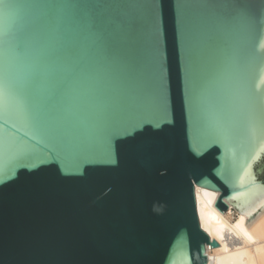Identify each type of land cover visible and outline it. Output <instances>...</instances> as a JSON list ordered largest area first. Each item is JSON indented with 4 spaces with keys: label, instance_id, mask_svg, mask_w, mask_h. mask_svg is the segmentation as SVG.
Returning a JSON list of instances; mask_svg holds the SVG:
<instances>
[{
    "label": "water",
    "instance_id": "water-1",
    "mask_svg": "<svg viewBox=\"0 0 264 264\" xmlns=\"http://www.w3.org/2000/svg\"><path fill=\"white\" fill-rule=\"evenodd\" d=\"M5 51L0 264H208L197 187L264 215V117L227 116L264 94V0H3Z\"/></svg>",
    "mask_w": 264,
    "mask_h": 264
},
{
    "label": "bare ground",
    "instance_id": "bare-ground-1",
    "mask_svg": "<svg viewBox=\"0 0 264 264\" xmlns=\"http://www.w3.org/2000/svg\"><path fill=\"white\" fill-rule=\"evenodd\" d=\"M196 198L201 226L220 246L208 248V264H264V215L244 233L230 221L235 208L227 200L225 214L216 207L219 192L197 187Z\"/></svg>",
    "mask_w": 264,
    "mask_h": 264
},
{
    "label": "snow or ice",
    "instance_id": "snow-or-ice-1",
    "mask_svg": "<svg viewBox=\"0 0 264 264\" xmlns=\"http://www.w3.org/2000/svg\"><path fill=\"white\" fill-rule=\"evenodd\" d=\"M0 3H3V0H0ZM13 110H19V105L14 103L11 58L5 51L0 55V117L10 114ZM234 113L245 117L252 132L256 131L258 122L264 117V94L249 91L239 77L230 86L228 122H231ZM27 118L35 121L30 113ZM216 130L220 134H226L227 125H218Z\"/></svg>",
    "mask_w": 264,
    "mask_h": 264
},
{
    "label": "rangeland",
    "instance_id": "rangeland-1",
    "mask_svg": "<svg viewBox=\"0 0 264 264\" xmlns=\"http://www.w3.org/2000/svg\"><path fill=\"white\" fill-rule=\"evenodd\" d=\"M241 220L236 209L233 211V215L230 217V221L237 226V223ZM238 227V226H237ZM239 228V227H238Z\"/></svg>",
    "mask_w": 264,
    "mask_h": 264
}]
</instances>
